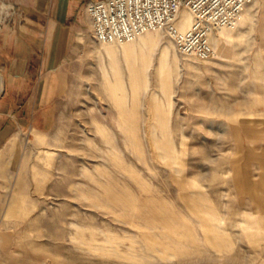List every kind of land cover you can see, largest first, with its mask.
Segmentation results:
<instances>
[{"label": "rangeland", "instance_id": "374dc122", "mask_svg": "<svg viewBox=\"0 0 264 264\" xmlns=\"http://www.w3.org/2000/svg\"><path fill=\"white\" fill-rule=\"evenodd\" d=\"M242 16L206 59L161 32L133 79L120 53L114 75L85 14L50 121L0 144V264H264V0ZM162 129L175 163L154 145Z\"/></svg>", "mask_w": 264, "mask_h": 264}, {"label": "crops", "instance_id": "0c3cea01", "mask_svg": "<svg viewBox=\"0 0 264 264\" xmlns=\"http://www.w3.org/2000/svg\"><path fill=\"white\" fill-rule=\"evenodd\" d=\"M88 1L0 0V68L6 81L0 91V111L6 115L0 144L15 129L41 130L50 121L59 68L71 63L80 47Z\"/></svg>", "mask_w": 264, "mask_h": 264}, {"label": "built area", "instance_id": "2783aa9c", "mask_svg": "<svg viewBox=\"0 0 264 264\" xmlns=\"http://www.w3.org/2000/svg\"><path fill=\"white\" fill-rule=\"evenodd\" d=\"M254 0H90L86 13L92 35L100 43L132 41L148 31L166 32L182 54L201 59L215 50L211 34L223 26H233ZM192 16L191 27L181 32V9Z\"/></svg>", "mask_w": 264, "mask_h": 264}, {"label": "bare ground", "instance_id": "6f19581e", "mask_svg": "<svg viewBox=\"0 0 264 264\" xmlns=\"http://www.w3.org/2000/svg\"><path fill=\"white\" fill-rule=\"evenodd\" d=\"M243 22H244V17L241 15L239 17V20L233 26L220 27L218 29V32L216 33V36H217L215 39L216 45H219V44L223 45L224 42H229L230 41L229 39L233 35L234 29L238 26V24L240 25ZM191 24H192V16H191L190 12L188 11V9L187 8L181 9L180 14H179L178 23H177L178 29L181 32H185L191 27ZM161 32L162 31H158V30L148 31V32L140 35L135 40L124 42L121 44L104 43L105 44L104 45V50H105L104 53H105V55L107 54V56L111 60L110 67H111V70L114 73V75L115 76L120 75L119 64L115 60L116 57L120 53L125 57L126 65L129 69L133 79H136V75H138L139 72H142L144 74L143 77H146L148 75V72H149L151 65H152V62H153L154 53L156 52V49L158 47H160L162 44V33ZM225 48H223V49H225ZM159 53H160L159 54V72H160V74H162L164 76L163 80H164V83L166 84L169 81L170 74L172 71L171 51H170L169 45H164L163 47H161ZM105 71L107 72V74L110 73V72H108L107 67H105ZM139 75H141V74H139ZM142 80H144V78ZM134 82H135V80H134ZM145 84H147V82ZM3 85H4V79H3L2 74L0 73V91L3 89ZM134 86L136 88H138L137 84H134ZM154 101H155L156 106H157L156 111L160 112L161 103L158 102V99L156 97L154 98ZM118 103H119V100H118ZM117 107H118V105H117ZM121 111H122V109H121ZM123 117H122V119H123ZM128 121H129V119H128ZM126 123H128V122H126ZM128 130H130V128H127L126 131H128ZM154 145H155L156 149L158 150V153H159L161 158L165 159L166 161H168L170 163H175L177 161L178 157H177L175 147H174L173 143L171 142V140L169 139L167 132L164 131V129H162V137L156 138V140L154 141ZM194 205H195V203H194ZM208 214L212 215V218L215 220V222L217 224V230L219 233H221L223 231V227L221 226V221L218 218L217 214L209 213V212H208ZM211 232H213V231H211ZM221 238H219V240Z\"/></svg>", "mask_w": 264, "mask_h": 264}]
</instances>
